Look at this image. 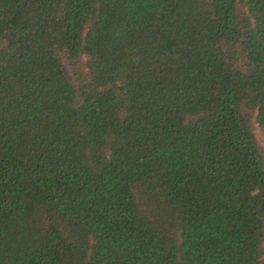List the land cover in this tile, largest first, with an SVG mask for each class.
Returning <instances> with one entry per match:
<instances>
[{
  "label": "trees",
  "instance_id": "trees-1",
  "mask_svg": "<svg viewBox=\"0 0 264 264\" xmlns=\"http://www.w3.org/2000/svg\"><path fill=\"white\" fill-rule=\"evenodd\" d=\"M0 264H264V0H0Z\"/></svg>",
  "mask_w": 264,
  "mask_h": 264
},
{
  "label": "rangeland",
  "instance_id": "rangeland-1",
  "mask_svg": "<svg viewBox=\"0 0 264 264\" xmlns=\"http://www.w3.org/2000/svg\"><path fill=\"white\" fill-rule=\"evenodd\" d=\"M259 140L262 141V138L259 136Z\"/></svg>",
  "mask_w": 264,
  "mask_h": 264
}]
</instances>
